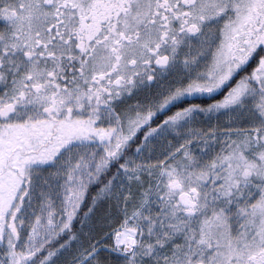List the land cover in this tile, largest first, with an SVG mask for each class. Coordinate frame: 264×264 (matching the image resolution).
<instances>
[{
    "label": "snow or ice",
    "instance_id": "1",
    "mask_svg": "<svg viewBox=\"0 0 264 264\" xmlns=\"http://www.w3.org/2000/svg\"><path fill=\"white\" fill-rule=\"evenodd\" d=\"M0 264H264V0H0Z\"/></svg>",
    "mask_w": 264,
    "mask_h": 264
}]
</instances>
